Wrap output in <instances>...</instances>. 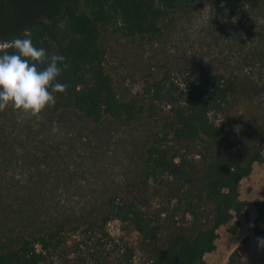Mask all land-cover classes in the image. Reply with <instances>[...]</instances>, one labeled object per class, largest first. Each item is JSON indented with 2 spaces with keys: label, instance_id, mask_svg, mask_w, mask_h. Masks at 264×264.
<instances>
[{
  "label": "rangeland",
  "instance_id": "1",
  "mask_svg": "<svg viewBox=\"0 0 264 264\" xmlns=\"http://www.w3.org/2000/svg\"><path fill=\"white\" fill-rule=\"evenodd\" d=\"M62 12L63 0H0V49L10 44L5 38ZM161 27L152 38L126 36L112 26L103 33L106 68L120 95L140 94L147 79L166 73L182 83L223 73L237 85L232 108L217 119L224 144L237 155L248 151L264 123V0L182 3ZM154 121L97 122L75 109L46 108L38 116L11 105L0 110V242L66 225V242L47 254V264H150L137 248L138 233L118 220L107 225L106 235L73 226L89 222L108 196L136 178ZM240 190L250 205L219 229L216 248L205 255L210 264H227L236 250L242 264H264L258 243L264 233L257 230L264 221L257 222L254 205L264 199V161L255 163ZM157 201L146 190L145 206ZM128 247L134 251L129 259Z\"/></svg>",
  "mask_w": 264,
  "mask_h": 264
},
{
  "label": "trees",
  "instance_id": "2",
  "mask_svg": "<svg viewBox=\"0 0 264 264\" xmlns=\"http://www.w3.org/2000/svg\"><path fill=\"white\" fill-rule=\"evenodd\" d=\"M195 1L63 0L62 14L35 21L5 38L10 44L0 49V54L14 53L15 39L24 37L49 55L65 57L67 67L59 81L68 87L56 94L50 109H75L97 122L155 120L136 178L121 194L108 196L89 222L83 218L73 226L85 224L89 232L106 235L107 225L118 220L138 233L137 248L149 256L150 264H210L205 255L216 248L219 229L240 219L250 205L241 197L242 180L255 163L264 161V123L256 143L243 154L224 144L225 131L217 119L236 98L232 78L216 72L182 83L166 73L147 79L140 94L122 96L106 68L102 36L111 26L126 36L156 37L169 11ZM146 190L158 200L153 208L145 206ZM254 205L257 222L264 221V199ZM237 228L231 225L230 230ZM65 229L42 227L0 242V264H47V254L66 242ZM257 230L264 233L259 226ZM133 254L128 247L127 258ZM227 264H242L238 250Z\"/></svg>",
  "mask_w": 264,
  "mask_h": 264
},
{
  "label": "clouds",
  "instance_id": "3",
  "mask_svg": "<svg viewBox=\"0 0 264 264\" xmlns=\"http://www.w3.org/2000/svg\"><path fill=\"white\" fill-rule=\"evenodd\" d=\"M14 48V53L0 54V110L11 105L38 116L54 106L56 94L64 93L68 87L59 81L67 67L65 57L55 53L49 55L30 38H16ZM258 243L264 248V238H259Z\"/></svg>",
  "mask_w": 264,
  "mask_h": 264
}]
</instances>
